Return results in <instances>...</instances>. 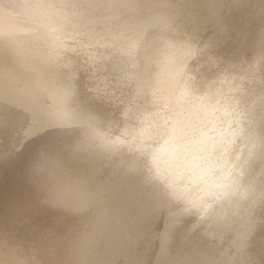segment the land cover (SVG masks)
Returning <instances> with one entry per match:
<instances>
[{
    "label": "bare ground",
    "instance_id": "6f19581e",
    "mask_svg": "<svg viewBox=\"0 0 264 264\" xmlns=\"http://www.w3.org/2000/svg\"><path fill=\"white\" fill-rule=\"evenodd\" d=\"M99 7V17L97 0L43 13V38L53 45L63 39L65 23H82L86 30L98 20L107 25L104 33L87 31L90 71L81 82H94L89 107L75 104L73 93L65 90L46 127H36L19 105L0 113V260L47 264L59 249L71 248L78 264H264V214L231 171L217 177L214 166H206L186 182L183 195L165 203L149 190L156 176L140 164L149 146L145 141L153 137L154 113L141 111L136 116L140 127L118 136L97 114L107 109L108 100H117L112 73L126 86L138 80L146 63L158 68L155 98L188 105L190 119L201 112L211 116L213 108L194 103L182 63L199 59L203 67L194 65V71L209 75L224 65L223 90L240 91L237 79L251 82L258 62L239 77L228 71L233 67L230 53L241 43L264 38V0H188L191 33L181 30L177 19L182 13L168 0L147 13L139 0H106ZM120 9L127 19L121 20ZM27 31L14 16L0 23V39L23 63L31 56L22 39ZM97 47L112 51L97 53ZM75 129H80L78 138ZM175 137L173 131L162 153L181 148ZM212 141L205 130L195 143L204 151ZM120 192L125 201L114 206ZM132 203H141L144 221L134 238L121 221Z\"/></svg>",
    "mask_w": 264,
    "mask_h": 264
},
{
    "label": "clouds",
    "instance_id": "9594fccd",
    "mask_svg": "<svg viewBox=\"0 0 264 264\" xmlns=\"http://www.w3.org/2000/svg\"><path fill=\"white\" fill-rule=\"evenodd\" d=\"M78 0H0V23L14 16L27 31L22 38L31 56L23 63L11 52L6 39H0V113L10 104L22 106L36 127H46L50 123V113L61 104L65 90L73 93V102L81 107H89V92H94L93 81L81 82L82 74L90 71L86 49L91 45L87 31L104 33L107 25L97 21L89 24L87 30L75 21L63 25V39L51 44L43 38L47 17L43 13L53 8H71ZM106 0H97V17L103 9L99 5ZM160 0H139L145 13L151 11ZM173 10L182 13L177 24L182 31L191 33L192 24L187 17L185 5L188 0H168ZM121 20L127 19L123 9ZM30 13V15H26ZM97 53L111 52L99 48ZM233 67L230 73L239 77L247 74L250 67L258 72L251 81L237 79L242 89L235 93L222 88L220 75L226 66H217L212 74L194 71V65L203 67L199 59H189L182 63L185 76L191 81L194 103H205L214 109L211 116L199 113L198 119H190L188 105H178L174 100L163 97L157 99L152 94L156 87L158 68L142 63L137 81L126 86L118 84V74L112 73L111 84L117 100H108V107L97 114L113 126V135L140 127L136 116L141 111L154 113L153 137L145 141L149 145L140 156L142 169L156 176L150 191L158 194L167 203L172 197L179 198L185 193L186 182L206 166H214L217 177L231 171L233 180L242 188H247L251 200H258L261 214H264V38H255L241 43L230 53ZM111 71V66H108ZM169 88V93H170ZM212 120L214 126L209 124ZM208 130L213 136L212 146L204 151L195 143L200 132ZM4 131L0 128V133ZM76 137L80 129L73 130ZM175 131V143L181 148L175 154H165L161 148ZM134 183V181H130ZM125 193L115 194L114 206H121ZM141 203L129 204L121 217L130 237L134 238L143 226ZM3 250L0 249V256ZM0 264H4L0 260ZM47 264H78L71 248L59 249L56 258ZM82 264V262H81Z\"/></svg>",
    "mask_w": 264,
    "mask_h": 264
}]
</instances>
